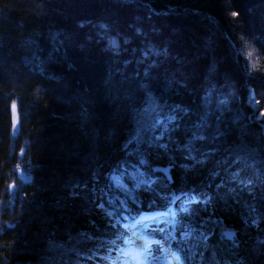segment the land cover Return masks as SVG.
Returning a JSON list of instances; mask_svg holds the SVG:
<instances>
[{
    "label": "trees",
    "instance_id": "16d2710c",
    "mask_svg": "<svg viewBox=\"0 0 264 264\" xmlns=\"http://www.w3.org/2000/svg\"><path fill=\"white\" fill-rule=\"evenodd\" d=\"M240 38L261 79L237 67ZM219 99L225 135L189 153L197 109ZM176 106L195 115L157 150L156 122ZM263 110L264 0H0V264H107L128 236L115 212L171 205L182 264H264Z\"/></svg>",
    "mask_w": 264,
    "mask_h": 264
},
{
    "label": "snow or ice",
    "instance_id": "6c2138e0",
    "mask_svg": "<svg viewBox=\"0 0 264 264\" xmlns=\"http://www.w3.org/2000/svg\"><path fill=\"white\" fill-rule=\"evenodd\" d=\"M233 16L237 15L236 12L232 13ZM109 47L118 50L119 45L118 42L115 40H111L109 43ZM231 48L232 56L234 58V61L239 67L245 76L246 80H252V79H261V77L252 76L249 71V62L247 60L243 59V52L241 48L236 45L232 44ZM150 53L154 52L155 50H147ZM253 56V53L249 51L247 53V57L250 59ZM254 67V65L252 66ZM249 104L252 105L255 108V102L252 98L251 94L249 96L248 100ZM218 109L217 112L213 113L209 109L205 108L203 111L200 109H197V112H200V114L196 117V122L193 123V130L190 133V139L186 144L183 145V147L188 150L189 153L196 151L198 143L204 142L206 140V137L208 139H218L221 136H224L225 133L221 131V125L225 123V117L231 112V109L228 107V101L227 99H219L217 101ZM16 104H12V112L15 114L16 112ZM195 115L191 107L185 106L181 108L180 106H176L174 109L171 110L170 114L163 117L162 119H159L156 122V127L158 130H160L159 135H154L152 137V141L155 142V147L157 150L164 149L165 151H170L169 144L172 141L171 137V130H174L178 127H180V124L178 121L189 118ZM261 116H264V113H260L259 115L255 116L256 120H260ZM213 121L215 122V129L213 131ZM234 122V121H233ZM15 126V125H14ZM261 128L264 129V123H262ZM248 135L245 131H241L240 135L237 137L238 144L237 149L239 152H246L248 151V146L245 143V137ZM262 142H264V134L261 136ZM164 141V142H161ZM238 159H244L243 156H238ZM141 165H147L148 160L147 159H141L138 161ZM169 205L175 203V199L168 201ZM103 207V205H101ZM112 214L109 213V216ZM176 213L171 210V207H167V210L159 213L156 216L152 217H141L140 220L137 221V223H143L144 220L151 219L154 222L160 221L164 223H168L167 217H175ZM161 217H164L165 219L161 220ZM175 223V221L173 222ZM115 226V225H113ZM153 231H161V232H167V229H153ZM234 232H225L224 236L228 240H233L235 237ZM173 237L171 235L167 236L168 240H171ZM124 243L128 245L127 250H121V255L126 258H130V260H126L125 264H130V261H136L137 264H153L154 260H159L160 257L154 256L152 252V246L151 243L145 242L143 245V248L139 252H135L133 249L135 247L134 241L131 239L125 240ZM152 243L160 244L159 241H153ZM159 251H166L163 246L161 245L158 249ZM175 259L179 260L180 258L178 256L174 257ZM119 259V257H118Z\"/></svg>",
    "mask_w": 264,
    "mask_h": 264
},
{
    "label": "rangeland",
    "instance_id": "374dc122",
    "mask_svg": "<svg viewBox=\"0 0 264 264\" xmlns=\"http://www.w3.org/2000/svg\"><path fill=\"white\" fill-rule=\"evenodd\" d=\"M238 46L241 48V50L243 52L244 60H247L249 62V71L255 72L261 63V56L259 55V52L254 48V46L248 40H246L244 38L239 39ZM249 51H251L253 53V56L250 59L247 57V53ZM253 65H254V67H252ZM252 98L254 99L255 106H256L257 102H256L253 95H252ZM11 110H12V106H11ZM167 115H169V113H167L165 116H167ZM12 116H13L12 118H13V132H14V130L17 127L16 112H15V114H13V112H12ZM162 118L163 117H161L159 119H162ZM17 171H18V173H21V169H18ZM133 180L135 181L136 184H141V183L145 182L144 177L133 176ZM112 184L118 191H120V193L124 194L125 196H127L129 198L132 196L130 189H128L125 185H123L117 177H112ZM10 191H11V189H10ZM169 207H171V210L174 212L173 206L171 205ZM115 209L117 210V208H113L114 211H115ZM124 209H125L124 206H122V211H124ZM166 210H164V211H166ZM164 211L159 210V211H152V212H148V213H141L140 215H138L136 217H131L127 214H124L123 212H115L116 213L115 220L117 222L121 223L126 228V230L128 232V236L124 239V241L131 239L134 241V245H135L137 240H143L142 246L135 245V247L133 249L135 252L141 251L145 242H148L151 244H156V243H152L153 241H159L160 242V244H158V245L159 246L162 245L166 251H161V254L159 256L160 259L154 260L153 264H173V263L182 264L180 259L177 260L174 258L178 255L174 254L170 248V245L173 243L174 239L173 238L171 240L167 239L168 235H171L173 237V217H167L166 218L168 220V223H164V222H160V221L154 222L151 219L144 220L143 223H137V221L140 220V218L142 216L143 217H152V216H156L159 213H162ZM163 219H165V218L161 217V220H163ZM153 229H167V232L153 231ZM187 236H188V234L185 235L184 237L186 238ZM122 249L123 250L128 249L124 242H123V245L120 246L118 249H116L115 252L108 258L107 264H118V262H117L118 257L120 255V251ZM170 259L171 260L174 259L173 262H171ZM126 260H130V258H126ZM123 264H125V262ZM130 264H137V262L136 261H130Z\"/></svg>",
    "mask_w": 264,
    "mask_h": 264
},
{
    "label": "bare ground",
    "instance_id": "6f19581e",
    "mask_svg": "<svg viewBox=\"0 0 264 264\" xmlns=\"http://www.w3.org/2000/svg\"><path fill=\"white\" fill-rule=\"evenodd\" d=\"M12 111V110H11ZM154 167V166H153ZM152 167V168H153ZM160 167H162V166H160ZM165 167H167V166H165ZM167 169H168V167H167ZM153 171V170H152ZM159 173V172H158ZM166 177V176H165ZM167 178V177H166ZM168 179V178H167ZM111 180H112V178H111ZM168 180H170V178L168 179ZM14 183H11L10 185H9V188L11 189V191L12 190H14ZM136 242V241H135ZM142 243H143V240H137V242L135 243V245H138V246H142ZM126 247L128 248V245H126ZM125 260H126V258L125 257H123L122 255H121V251H120V255H119V259H118V264H123L124 262H125ZM171 260V259H170ZM174 260V259H173ZM173 260H171V262H173ZM173 264H175V263H173Z\"/></svg>",
    "mask_w": 264,
    "mask_h": 264
},
{
    "label": "water",
    "instance_id": "95a60500",
    "mask_svg": "<svg viewBox=\"0 0 264 264\" xmlns=\"http://www.w3.org/2000/svg\"><path fill=\"white\" fill-rule=\"evenodd\" d=\"M152 170L154 172H159V173L163 174L164 176H166L169 179V172H168L167 167L154 166L152 168ZM226 232H229V231H226Z\"/></svg>",
    "mask_w": 264,
    "mask_h": 264
}]
</instances>
